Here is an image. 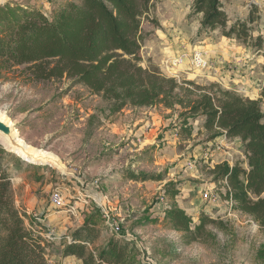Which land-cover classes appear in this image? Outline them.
<instances>
[{
    "label": "rangeland",
    "instance_id": "obj_1",
    "mask_svg": "<svg viewBox=\"0 0 264 264\" xmlns=\"http://www.w3.org/2000/svg\"><path fill=\"white\" fill-rule=\"evenodd\" d=\"M34 9L50 18L57 0H3ZM67 5L73 0H59ZM193 0H155L147 20L140 65L156 68L166 78L208 87L218 85L250 100L259 99L264 81V0H223L228 26L245 21L254 10L258 21L254 49L218 31L201 30L190 17ZM153 20V21H152ZM199 53L204 67L193 63ZM181 58V64L170 63ZM264 111V101L261 103ZM0 111L16 126L20 138L35 149L56 155L66 173L23 162L12 153L3 161L10 174V197L25 225L48 243L50 264H80L63 257L72 232L91 214L101 215L95 201L106 199L115 233L102 220L95 246L113 238L134 249V264H264V229L225 200L223 184L209 173L222 162H241L242 147L223 136L214 140L199 117L188 119L191 135L180 133L182 110L162 105L124 108L111 113L110 104L67 78L36 80L26 65L0 62ZM179 133V134H177ZM221 143V144H219ZM221 149H220V146ZM162 174V181L130 180L126 173ZM212 197L204 199L205 190ZM57 192L63 206L55 208ZM171 208L192 220L189 232L175 231L167 220ZM39 214V220L33 214ZM201 216L214 220L194 234Z\"/></svg>",
    "mask_w": 264,
    "mask_h": 264
},
{
    "label": "trees",
    "instance_id": "obj_2",
    "mask_svg": "<svg viewBox=\"0 0 264 264\" xmlns=\"http://www.w3.org/2000/svg\"><path fill=\"white\" fill-rule=\"evenodd\" d=\"M155 0H73L53 4L50 18L41 12L5 4L0 7V62L26 65L36 80L67 78L110 104L111 113L124 108L179 107L180 133L190 136L188 119L199 117L214 140L238 139L244 161L226 162L209 170L214 182L226 180L231 209L251 217L264 229V81L259 99L250 100L212 84L166 78L156 68H143L139 52L144 41L142 20H147ZM223 0H193L190 17H199L201 30L218 31L259 52L261 36L253 37L258 21L250 10L245 21L228 26ZM153 21V20H152ZM179 134V133H177ZM9 154L0 147V264H50L46 241L25 225L10 197V174L3 169ZM130 180L162 181L163 175L126 173ZM101 216V215H100ZM91 214L74 230L63 248V257L80 264H134V249L113 238L95 246L101 218ZM103 220V218H102ZM167 220L175 231L189 232L191 218L171 208ZM104 222V220H103ZM214 220L201 216L194 226L199 234Z\"/></svg>",
    "mask_w": 264,
    "mask_h": 264
},
{
    "label": "water",
    "instance_id": "obj_3",
    "mask_svg": "<svg viewBox=\"0 0 264 264\" xmlns=\"http://www.w3.org/2000/svg\"><path fill=\"white\" fill-rule=\"evenodd\" d=\"M3 3L4 1L0 0V5ZM15 129L16 126L12 124L11 120L8 117L3 118L0 116V140H2V142L5 144V147L2 145L1 142L0 146L8 153H12L14 155L18 154V156H15L27 164L35 166H49V164L46 162L47 155L37 152L36 150L30 149L31 146L29 148L28 144L25 141L20 140L18 135L15 133ZM39 151L45 152L44 150ZM49 167L56 169L52 166ZM62 173L65 174L66 172Z\"/></svg>",
    "mask_w": 264,
    "mask_h": 264
},
{
    "label": "built area",
    "instance_id": "obj_4",
    "mask_svg": "<svg viewBox=\"0 0 264 264\" xmlns=\"http://www.w3.org/2000/svg\"><path fill=\"white\" fill-rule=\"evenodd\" d=\"M182 62V59L179 58L177 60H174L170 63V68H174L176 67L178 64H181ZM193 63L196 65V66H201V67H204L205 65V62L202 60L201 56L199 55V53H194V56H193ZM224 137V136H223ZM225 138V137H224ZM221 144V143H219ZM220 146V145H219ZM222 146H220V149H221ZM242 160H244V155L242 154ZM226 163H228L229 165H232L233 163L231 161H227ZM221 183L223 184V190H224V193L225 195L227 193H230V190L228 188V185H227V182L226 180H223L221 181ZM203 196H204V199H210L213 195L211 193L210 190H205L204 193H203ZM50 202L51 204L55 207V208H61V206H63V200H62V197L59 195V193L57 192H54L51 197H50ZM96 203V209L100 212V214L102 215V218L103 220L105 221V224L110 228L111 231H114L115 233H118L119 232V226L117 223H115L114 221H111L110 218H109V212L111 211L110 210V204L109 202L106 201L105 198H103L102 201H95ZM227 203H229L231 205V202L230 201H227ZM110 210V211H109ZM33 217L36 219V220H39V217L40 215L39 214H33Z\"/></svg>",
    "mask_w": 264,
    "mask_h": 264
},
{
    "label": "bare ground",
    "instance_id": "obj_5",
    "mask_svg": "<svg viewBox=\"0 0 264 264\" xmlns=\"http://www.w3.org/2000/svg\"><path fill=\"white\" fill-rule=\"evenodd\" d=\"M0 116L3 117V118H6L7 116L0 111ZM12 122V121H11ZM13 124V122H12ZM15 133L18 135V137L20 138L19 136V133L17 131V129H15ZM20 140H22L20 138ZM0 142L2 143V145L4 146L5 144L2 142V140H0ZM29 146V145H28ZM5 147V146H4ZM30 148V146H29ZM30 149H33V150H36L37 152H40V153H43V154H46L47 155V163L49 164V166H52L58 170H60L61 172H66V167L64 166V164L61 162V160L54 154L50 153V152H43V151H39L38 149H35V148H30ZM16 156H18V154H15ZM45 163V162H43Z\"/></svg>",
    "mask_w": 264,
    "mask_h": 264
},
{
    "label": "crops",
    "instance_id": "obj_6",
    "mask_svg": "<svg viewBox=\"0 0 264 264\" xmlns=\"http://www.w3.org/2000/svg\"><path fill=\"white\" fill-rule=\"evenodd\" d=\"M236 142H238V145L241 146L238 139H234ZM69 258V257H68Z\"/></svg>",
    "mask_w": 264,
    "mask_h": 264
}]
</instances>
